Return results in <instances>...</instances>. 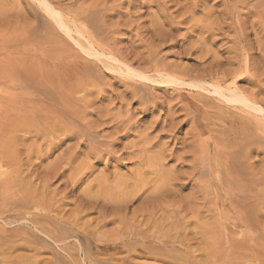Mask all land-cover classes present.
<instances>
[{"label":"rangeland","instance_id":"1","mask_svg":"<svg viewBox=\"0 0 264 264\" xmlns=\"http://www.w3.org/2000/svg\"><path fill=\"white\" fill-rule=\"evenodd\" d=\"M57 1L62 8L74 1L77 6L83 3L82 7L86 3V7L94 4L97 8H119L108 10L112 14L108 13L105 21L106 27L111 29V46L103 48L104 52L99 51L100 56L90 58L84 53L88 47L80 49L75 43L77 36L72 29L70 37L54 24L40 5L43 1L0 0V35L9 36L17 27L19 32H24L22 27L25 29L37 23L40 12L55 25L53 27L58 33L56 38L50 31L43 37L45 40L41 39V42L47 41L48 46H53V50L51 48L45 55L55 58L56 52L52 51L62 48L69 52L68 55L74 53L90 60L95 83L88 87V90L91 89L88 94L85 91L86 95L81 92L69 98V105L76 116L73 125L60 120L64 110L56 104L54 97L41 95L42 86L47 87L49 82L44 81L45 78L48 76L46 80L51 79L53 73L38 56L23 54L21 59L16 57V60H21L20 68L16 65L8 68L10 72L17 71V75L24 73L25 76L21 75L22 79L25 77L24 86L26 81L30 86L15 91L10 88L11 93L16 94L13 98H21V105L24 103V114L20 117L23 122L19 119L12 125L9 123L14 126L11 130L8 128L9 132L6 129L8 136L1 141V147L6 152H2L4 165L0 171L7 176V181L3 176L7 184L3 198L0 192V264H220L217 251L208 240L209 204L200 201L197 180L191 173L193 150L197 146L194 117L190 116L188 105L191 101L203 105L204 121L210 130L205 140L214 143L217 139L215 129L222 121L211 115L219 110L218 104L221 103L209 86V78L206 80L208 86H204L207 91L189 89L187 85L190 84L188 82H200L196 79L217 70L229 72L236 69L239 49L235 34L239 32L238 37L245 35L240 30L246 33V41L242 40L248 62L258 63L257 66L254 63L249 65L256 70L260 67L264 70L263 17H260L261 24L257 25L260 21L257 15L260 16L264 7H238L240 16L231 17L226 13L229 10H223L222 0H49V4L57 7ZM112 10H116L119 16ZM238 24H241L240 28ZM233 25L238 29H233ZM83 41L80 40L85 43ZM235 49L238 50L236 54ZM11 63L12 60L10 66ZM154 64L166 65L176 75L187 76L184 81L185 85L188 83L186 88L179 92L174 86L153 82L158 78L153 74ZM149 67L152 71L146 74L153 78L151 81L127 77L133 70ZM128 68L132 71L129 72ZM262 70L254 74L249 72L257 80L249 81L248 74H243L236 86L251 91L263 84L260 86V97L264 100ZM14 71L11 75L5 72L9 79L16 75ZM259 72H263V77L260 76L262 84L257 77L261 75ZM40 75L44 78L41 81L43 85L38 83ZM130 83L141 85L135 91L130 89ZM142 85H145L143 89ZM189 90L202 96L190 95ZM20 92L22 96L18 95ZM28 107L34 109L29 110ZM26 116L31 120H27ZM21 123L25 126H20ZM79 126L84 127L88 134L80 131ZM64 131H70L71 136ZM84 134L90 135L85 137ZM93 147H98L104 154L95 156ZM104 151L110 152V155L106 156ZM67 156L71 157L70 161L66 160ZM180 156L181 159L178 158ZM249 160L252 173L263 184L264 152L250 153ZM167 176L171 177V182H166L169 184L165 187L167 193L159 195L151 185H157L156 181ZM261 188L264 189V185ZM163 195H167L166 199ZM13 200H17L16 203ZM19 200L22 202L19 203ZM53 235L60 236L62 241H57ZM128 235L134 236L133 240L159 237L170 242L167 246L159 245V248L157 244H134L130 237V247L134 248L131 249L128 243L122 242L123 236L129 240ZM10 239L14 241L10 242ZM162 251L170 255L162 254L163 257Z\"/></svg>","mask_w":264,"mask_h":264},{"label":"bare ground","instance_id":"2","mask_svg":"<svg viewBox=\"0 0 264 264\" xmlns=\"http://www.w3.org/2000/svg\"><path fill=\"white\" fill-rule=\"evenodd\" d=\"M41 1H43V2H41L40 5H42L45 8L46 13L52 18L54 24L58 25L61 30H63L64 32H66L68 34V36H70V34H71L70 33L71 29H72V31H74V34L76 33V36H77L76 41L77 42H75V43H77L81 47L80 49L84 48V46H87L88 48L84 51V53L87 56H90V58L96 57L97 55H99V51L103 50V48L106 49V47L111 46V43L109 40L111 29L106 27L108 25L107 24L105 25V21H106V18L109 16L108 13L110 11L108 12V10L117 9L119 7H117V8L116 7L110 8L109 7L108 8L106 6V9L108 8L106 10L104 7H101V6L100 7L98 6V8H104V9H98L97 7H95L96 5L94 6V4H92V7L91 6L88 7L89 5H87V7H86L85 6L86 3L83 5L84 7H82L83 3L81 4V6H77L78 4L76 3V5H75V3H74L75 1H74V2L68 3L66 7L64 6V8H62L61 5L58 3V1H57V7L50 5L49 0H41ZM129 2H131V0ZM221 2L224 6L223 10H225V9H226L225 11L229 10L226 13H229V14H227V16L230 15L231 17H234L235 15H239L238 14L239 12L237 9L238 7H242V9L243 8L248 9V8H253V7H259L260 8V6L264 7V0H222ZM128 3H126V4H128ZM263 7H261V8H263ZM127 10H128V8H127ZM258 10H260V9H258ZM261 10L263 11L264 8ZM112 11L115 12L116 10H112ZM250 12L251 11H249V13ZM39 13H38L39 18H37V23H34V25L32 27L27 25L29 28L27 27V28L23 29L24 27H22V30H24V32L22 31L23 33L19 32V30H18L19 27H17L16 29H14L13 34H11L9 36H5L2 34L0 35V147H1L2 138H4L5 136H8V134L6 133L8 128H10L9 130H11V127L14 126V125L10 126L9 123L12 125V123H14L15 120L19 121L20 117L24 114V110H25L24 106H23L24 103L22 105L20 103L21 98H19V99H18V97L13 98V94H15V92L11 93V89H14V91H15L17 89H20V90L23 89L22 87H26V85L30 86V83H28V81H26L25 86H24V82H25L24 78L25 77L23 78L24 79L23 80L22 76H21L24 73H22L21 75H17L15 73L17 71H14L11 69L12 71H14L13 73H15L17 75L16 76L13 74V76H12V78L14 77L13 80H12V78L9 79L8 78L9 75H6V73H5L6 71L8 72L10 70L8 68H12L15 65H16L15 67H17V68L21 67L20 66L21 60L20 61L16 60V57L21 59L20 57L23 54H28V55L34 56V57L38 56L37 57L38 59H40L43 63H45V65L49 66V67L46 66V67H48V69L51 68L50 70L53 73L52 78L51 79L49 78V80H46L48 78V76H47V78H45V80H44V81H49L48 83H46V84H48L47 87L46 86L43 87L44 85L41 83V81L44 78H42L41 75H40V79H39L40 82L38 80V83L43 85V86L40 85V86H42V90L40 91L42 96H44L45 98H50V97L53 98L54 97L56 104H58L60 107L62 106L61 109L64 110L63 114L61 115V119H60L62 122H68L69 124L74 125V122L76 120V116H75V113L72 109L73 107L70 106L71 104L69 103V98L74 96L75 94L81 93V92H84V94L87 92V94H88V91H91V89L88 90V87L93 86L92 83L94 80L93 79L94 75H93V69H92L93 68L92 62L90 60H87L86 58H83L78 54L74 55V53L73 54L71 53L72 55H68L69 52H67L68 53L67 54L66 51H64L62 48H60V50L52 51V52H56L55 58L53 56L54 60H52L53 58H48L47 55H45V53H48V50H50L53 46L52 47L48 46L47 41L41 42L44 39L43 37L48 35V33H50V31H52V34L54 33L55 35L56 34L58 35V33L56 32L55 28L53 27L54 24H51L47 18L42 16L43 14L40 15L41 13L40 14ZM257 14L258 13L256 12V15ZM115 15H118V14H116V12H115ZM128 15H129V13H128ZM219 15H221V14H219ZM252 15H253V13H252ZM257 17H259L258 18L259 20H260V17L264 18V11L260 12V16L257 15ZM192 20H194V19H192ZM235 20H233V21H235ZM238 20H240V19L237 18V21ZM261 20L258 22L259 23V24H257L258 26L261 24L260 23ZM263 21H264V19H263ZM23 23H25V22H23ZM27 23H29V22H27ZM68 23H71L72 28L70 27L71 26L70 24H69L70 26H68ZM262 24H264V22ZM235 25H233V29H235L234 27L237 28V26H235ZM239 25L241 26V24H238V26ZM24 26H26V24ZM240 26H239V28H240ZM241 29H243V28H241ZM258 29L260 30V28H258ZM263 29H264V27H263ZM240 32L244 33L246 35L244 30H243V32L240 30ZM52 34H51V37H52ZM237 34H235V35L237 36L236 42L238 44V48L237 47H235V48L239 49V53L236 55V61H235V64H237L236 69L235 68H234V70L230 69L229 72H228V70H227V72L225 70L224 71L223 70L222 71L217 70L215 73L208 74V76H206L207 78L202 77L203 75L201 76V78L200 77L197 78L196 81L199 80L200 82H196V83L193 82L192 84H191V82H188L190 84L189 85H187L188 83L186 84L187 88H189V89H193V90L198 89L201 91H207V90H205L204 86H208L206 83V80H208V78H209V80L211 81L209 83V86L212 88L213 93L216 96H218V98L220 99V100L218 99L217 101L219 103H221V104H218L219 110L216 112H212L213 114L212 115L210 114V115L212 116V118H217V119L222 121V123L218 125V128L215 129V133L217 135L216 141L214 143L206 141L205 138L209 135L210 130H209L208 125L204 121L205 117L203 114L205 113V111L203 110V105H199L198 103H194L193 101H191L190 104L188 105L190 116L193 115V117H194L193 122H194V130H195V137H196L195 147L197 146V148L194 147L196 149V150L194 149L195 151L189 147L194 152L193 163L191 161V165L193 164L192 165V172L191 171L190 172L192 173V177L194 178V180H197V184H198V188H199L198 191L200 192V195H201L200 196L201 198L199 197L200 201L201 200L206 201L205 203L209 204L208 205L209 210H207L210 212V217H209L210 222L208 223V227H207L208 240L210 242V245L217 251L216 254H217V260L219 261V263L220 264H264V189L261 188L264 185V183L262 184L261 181L259 179H257L256 176H254V174L252 173L251 168H250L252 166L249 165L250 153L255 152V151L256 152H262V153L264 152V122H263L264 121V100H262L260 97V95H261L260 91L262 90V88L260 86H263V84H262L263 80H262V78H260V76L261 77L264 76V75L262 76L264 70H262L260 65H259L260 70H262L263 72H259L261 75L258 74V76L257 75H255V76H257L258 79L260 78L262 85H260V86L256 85V86H258L257 90L252 89L251 91H248V90H245V89H242V88H239L236 86L237 81L242 80L243 74H248L247 79L250 81V80H254L256 78L251 73L254 74L255 71H257V72L260 71L259 69L256 70V67L254 68V66L251 68L250 65L253 64L254 62L249 63L248 62L249 59L245 56L246 51L244 52L245 49H243V40H242V38H244L245 35L243 36V34H242L241 35L242 37H240V36L238 37ZM57 35H56V38L58 37ZM239 35H240V33H239ZM54 38L55 37H53L52 39H54ZM236 39L234 37V41ZM80 40H84L83 42H85V43L80 42ZM245 41H246V39H245ZM46 42H47V44H46ZM50 43L51 42L49 41V44ZM244 44H245V42H244ZM258 47H259V45H258ZM57 48H59V47L57 46ZM52 50H53V48H52ZM236 51L238 52V50L235 49V51H234L235 54H236ZM103 52H104V50H103ZM233 54L234 53L232 52V55ZM234 55L232 56L233 59L235 58ZM261 55H260V57H261ZM101 56H103V53ZM247 56L250 57V55H248V54H247ZM12 57H14V58H12ZM232 57H230V58H232ZM10 59L12 60L11 66H10V62H11ZM155 62H156V60H155ZM232 62H233V60H232ZM232 62H230V63H232ZM13 63H14V65L12 66ZM262 63H263V61H262ZM119 64L121 65L122 63H119ZM126 64H128V63H125V65ZM257 64L255 65V63H254L255 66H257ZM127 67H128V65H127ZM153 67H154V69H153L154 73L153 74H155V76L158 77L157 80H154L153 78H152L153 79L152 80L146 74V73H149L152 71L151 70L152 68L150 69V67L147 69H142L140 71H135V72H134V70L132 71L130 68H128L129 72L130 71H132V72H130L131 76H127V75L126 76L131 78V80H132V78H134V80H136L135 78L137 77L138 80L143 79V82H144V80H147L145 82L152 80L153 82L160 84V85L174 86L175 90L179 91V92L184 90V87L186 88L184 81L187 80V78H186L187 76L176 75L175 74L176 72L173 73V70L170 69L166 65L159 66V64L158 65L154 64ZM17 68H15V69H17ZM39 69H40V67H39ZM251 69H253V70L255 69L254 72L253 71L251 72L250 71ZM17 70H19V69H17ZM11 72H10V75H11ZM23 72H24V70H23ZM249 72H251V73H249ZM179 73H180V71H179ZM18 74H19V72H18ZM219 74H221V75L219 76ZM255 74H257V73H255ZM23 76H25V75H23ZM37 76H39V75H37ZM263 79H264V77H263ZM189 80H191V79H189ZM255 80H257V78ZM38 83H37V86H38ZM93 84H95V83H93ZM258 84H260V83L258 82ZM140 85L141 84L138 85L135 83L129 84V86L131 87L130 89H133L135 91L140 88L139 87ZM28 86L26 88H28ZM253 86H255V84ZM144 87H145V85H142L141 88L143 89ZM39 88L40 87L38 86V89ZM193 90H189L190 95H193V96H199L200 95V97L202 96L201 93L194 92ZM35 91H37V90L35 89ZM208 91H209V88H208ZM179 92H177V93H179ZM20 94H22V92H20L18 95H20ZM136 95H138V94L136 93ZM140 95H142V94H140ZM20 96H22V95H20ZM187 97H191V96L187 95ZM22 101L24 102V100H22ZM33 102H35V101H33ZM145 102H147V100ZM148 102H150V101L148 100ZM150 103H148V104H150ZM144 104H147V103H144ZM27 105L28 104H26L25 107ZM69 106H70V108H69ZM28 108L30 110L33 107H28ZM31 112H33V111H31ZM26 118H27V120L28 119L31 120V118H28L27 116H26ZM27 120L25 119L24 122H26ZM20 122H23V121L20 119ZM25 124L27 125V122ZM20 126H25V125H24V123H23V125L21 123ZM79 127L81 128L80 131H82L84 133L88 132L84 127H82V126H79ZM82 129H85V130L83 131ZM9 130H8V132H9ZM67 131H64V132L67 134L69 133V135H70L71 132L70 131L67 132ZM80 131H78V132H80ZM81 133H79V134L82 137ZM67 134H65V135H67ZM86 135H85V137H86ZM89 135H87V136H89ZM93 135H91V136H93ZM191 138H193V137H191ZM91 140H92V138H91ZM99 144H101V143H99ZM190 145H192V144H190ZM97 148L93 149V153L95 154V156H98L101 153L100 150H98ZM107 148L108 147H106L105 149H107ZM105 151H107V150H105ZM2 152H6L5 150L3 151V147H1V149H0V169L4 165L3 160L1 159L4 157V154ZM105 153H107V152H105ZM109 153L110 152H108L106 156L110 155ZM189 154L191 155V153H189ZM256 154H258V153H256ZM67 158H66V160H69L71 157L67 156ZM178 158L181 159V156ZM180 159H178V160H180ZM150 165H152V164L150 163ZM152 174H155V172ZM3 176L4 177L6 176L5 173L3 175L2 171H0V192L2 194V196H1L2 198H3V193L6 194L5 188H6V184H7L5 182L7 176L5 177V180H4ZM154 176H156V175H154ZM253 177H255V178H253ZM141 178L139 179L140 183H141ZM168 178H169V176H167L166 178L162 177V179L156 181L155 184L158 183L157 184L158 186L154 185V184L151 185L153 188V191H157L159 195L164 194L163 192H165V190H166L165 187L169 186V184L166 182L171 180L170 179L171 177L169 179ZM171 184L172 183H170V185ZM172 185L174 186V184H172ZM162 187L164 188V191H163ZM170 187H171V189L173 188L172 186H170ZM140 190L142 191V188ZM171 191H173V189ZM151 193H152V191H151ZM151 193H150V195H151ZM165 193H167V191ZM11 197L12 196H10L9 198H11ZM163 197L166 199L167 195H163ZM9 198H6V199L9 200ZM7 200H6V202H7ZM13 201H14V203H16L17 200H13ZM20 201L21 200H19L18 202L21 203L22 201L21 202ZM26 205L27 204L24 200V207H26ZM5 207H3V208H5ZM17 208H19V207H17ZM20 209H21V206H20ZM7 211L9 212L10 209H8ZM29 212H31V211H29ZM36 219H37V217H36ZM46 222L49 223L50 221H46ZM59 226H61V225H59ZM174 226H175V224H174ZM45 231H46V229H45ZM77 233H79V232H77ZM53 236L55 237V239L57 241H60L59 240L60 236H57V235H53ZM123 237L125 238V236H123ZM127 237H129L128 238L129 240H126V238L125 239L122 238V240H123L122 242L128 243L129 244L128 246L130 247V244H132L130 237L132 239V237H134V236L128 235ZM12 241H14V240H12ZM12 241L10 239V242H12ZM61 241H62V239H61ZM168 241H169V239H167L165 241L164 239H161L159 237H154L153 239L151 238L149 240L134 239L133 243L135 244V243L141 242L142 244H147V245H149V244L156 245L157 244L158 247H159V245L161 247L162 245L167 246L170 242V241L169 242ZM126 246H127V244H126ZM9 247L10 246H8V248ZM11 247L14 248V246H11ZM0 249H2V248H0ZM157 251H159V250L157 249ZM156 253H158V252H156ZM4 254H6V253L4 252ZM162 254L168 255L169 253L168 252L164 253L162 251L161 256L164 257V255H162ZM172 255L173 256H171V259L174 258V254H172ZM7 260H5V261H7ZM24 261H25V259H24ZM3 264H5V263H3Z\"/></svg>","mask_w":264,"mask_h":264}]
</instances>
